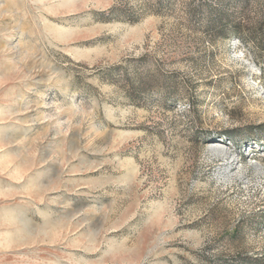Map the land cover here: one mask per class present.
Wrapping results in <instances>:
<instances>
[{
  "label": "rangeland",
  "instance_id": "obj_1",
  "mask_svg": "<svg viewBox=\"0 0 264 264\" xmlns=\"http://www.w3.org/2000/svg\"><path fill=\"white\" fill-rule=\"evenodd\" d=\"M0 264H264V0H0Z\"/></svg>",
  "mask_w": 264,
  "mask_h": 264
}]
</instances>
